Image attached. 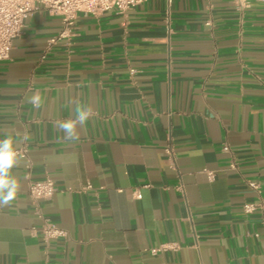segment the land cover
Returning a JSON list of instances; mask_svg holds the SVG:
<instances>
[{
  "label": "crops",
  "instance_id": "0c3cea01",
  "mask_svg": "<svg viewBox=\"0 0 264 264\" xmlns=\"http://www.w3.org/2000/svg\"><path fill=\"white\" fill-rule=\"evenodd\" d=\"M62 27L35 13L0 62V138L23 157L0 207V264H264V2L81 13L48 48ZM78 105L93 116L65 141L56 123ZM47 178L41 218L29 183ZM44 220L66 237L45 243Z\"/></svg>",
  "mask_w": 264,
  "mask_h": 264
},
{
  "label": "built area",
  "instance_id": "2783aa9c",
  "mask_svg": "<svg viewBox=\"0 0 264 264\" xmlns=\"http://www.w3.org/2000/svg\"><path fill=\"white\" fill-rule=\"evenodd\" d=\"M146 0H0V62L9 59L14 42L23 34L25 22L35 13L44 10L49 14L58 16L62 20V30L59 35L48 42V48L61 40H70L75 34L76 20L79 14H87L93 17H100L103 14L116 11L126 14L130 9L143 4ZM171 1V0H169ZM240 11L249 7L251 2H264V0H232ZM223 152L231 153L230 148L225 145ZM172 154L171 149H167ZM210 180L215 174L206 171ZM254 191H259V186L249 183ZM56 185L53 180L31 181L29 183V196L36 206L37 214L42 218L38 204L42 201L51 200L56 193ZM256 204H245L244 212L251 214L257 210ZM45 243L66 237L64 230L44 220L40 230ZM167 246L151 250L153 254L166 249Z\"/></svg>",
  "mask_w": 264,
  "mask_h": 264
},
{
  "label": "clouds",
  "instance_id": "9594fccd",
  "mask_svg": "<svg viewBox=\"0 0 264 264\" xmlns=\"http://www.w3.org/2000/svg\"><path fill=\"white\" fill-rule=\"evenodd\" d=\"M29 103L34 107H40L41 97L33 94L29 97ZM93 116L90 106L78 105L72 118L57 121V129L64 134L65 141L77 142L80 140L78 128L84 126ZM20 141L11 135L0 138V207H7L16 200L21 185L15 176L13 169L23 158L17 145Z\"/></svg>",
  "mask_w": 264,
  "mask_h": 264
}]
</instances>
